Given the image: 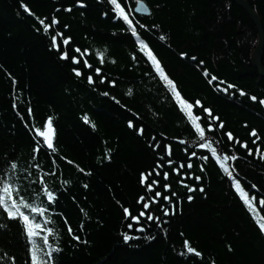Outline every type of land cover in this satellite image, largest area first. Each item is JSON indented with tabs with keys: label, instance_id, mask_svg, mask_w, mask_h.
<instances>
[{
	"label": "trees",
	"instance_id": "16d2710c",
	"mask_svg": "<svg viewBox=\"0 0 264 264\" xmlns=\"http://www.w3.org/2000/svg\"><path fill=\"white\" fill-rule=\"evenodd\" d=\"M143 1L150 8L148 16L135 13V0H118L182 95L190 102L200 100L224 122L221 129L219 121L212 122L194 108L206 129L214 123V131H206V136L216 142L218 152L238 157L228 163L249 197L256 196V215H264V206L259 204L264 199V158L256 154L257 147L264 154V106L259 104L264 98V77L251 62L257 45L256 26L233 0ZM247 1L264 28V0ZM22 3L34 15L26 12ZM83 3L85 7L76 0H0V169L8 168L14 160L18 168L13 179L21 194L34 206L47 209L44 215H32L56 232L50 242L62 251L53 254L55 264H264V233L211 153L199 147L198 135L139 51L128 25L116 18L109 0ZM69 7L71 12L66 11ZM53 16L60 24L45 34L36 17L48 18L45 22L50 23ZM57 31L72 37L67 47L70 55L81 59L80 65L60 59V53L51 47V35ZM77 47L82 53L87 50L86 55L74 53ZM99 52L105 53L103 64ZM192 56L197 60H191ZM84 60L93 67H85ZM74 67L83 75L77 77ZM96 67L102 69L101 76L95 74ZM89 75L95 84L88 83ZM211 76L218 79L213 81ZM102 77L108 79L101 83ZM228 84L236 88L226 93L222 89ZM240 90L247 95L240 96ZM252 95L257 96L256 102L250 100ZM28 107L33 110L32 117ZM49 116L56 129L57 153L42 148L33 159L32 127H41ZM85 116L95 129L85 122ZM130 121L134 127H129ZM252 129L261 138L255 144ZM228 131L233 133L231 141ZM236 139L247 141L253 154L248 155ZM167 145L172 147L170 157L165 152ZM203 156L208 159H201ZM188 163H192L191 169L186 167ZM157 164L163 168L158 170L159 177L154 173L153 178L164 184L162 177L167 172L172 187L166 194H177L173 198L175 214L163 215V208L170 206L161 198V203L150 209L160 220L141 218L137 224L125 218L121 205L138 214L139 196L151 195L139 183L140 173L152 171ZM180 164L185 167L177 173L174 169ZM75 165L91 175L79 172ZM49 172L56 173L45 176L57 196L54 203L42 194L39 183V177ZM196 175L202 179L195 181ZM181 180L203 187L204 192L189 193ZM156 190L164 192L159 185ZM188 195L194 199L189 201ZM130 223L132 228L127 227ZM0 225V264H30L31 244L23 225L8 219L3 209ZM68 225L80 241L69 235ZM141 225L143 233L137 230ZM124 233L141 238L125 242ZM35 239L44 247L41 237ZM185 241L202 253L203 262L194 254L180 255L186 253Z\"/></svg>",
	"mask_w": 264,
	"mask_h": 264
},
{
	"label": "snow or ice",
	"instance_id": "6c2138e0",
	"mask_svg": "<svg viewBox=\"0 0 264 264\" xmlns=\"http://www.w3.org/2000/svg\"><path fill=\"white\" fill-rule=\"evenodd\" d=\"M76 2L79 4L80 7H85L86 5L83 3V0H76ZM109 3L113 6L112 11L116 14L117 19H122L130 28L131 33L133 36L136 37L138 40V48L141 53H143L147 60L151 63V66L154 69L155 74L159 77L161 81L164 82L167 90L170 92L172 98L177 103L179 109L183 112L188 122L191 124L192 128L194 129L195 133L198 135L199 140L201 141L199 143V147L201 149H207L211 156L215 159V161L218 163L220 169L227 175V177L231 180L233 187L235 188L236 192L240 194L241 199L243 200V203L245 207L249 210L250 214L253 217L254 222L256 223L259 231L261 233H264V215L257 216L254 210V202L256 201V196L253 195L249 197L248 193L244 190L241 182L239 179L236 178V176L233 174V170L229 165V161H235L238 159L236 155H229L226 152H218L217 146L215 145V141L212 139H208L206 136V131H214V123H209L206 127L201 123L202 117L200 115L194 114V108L200 109L203 113L207 114V117L211 119L212 122L219 121L218 127L223 129L225 127L224 122L221 121L219 116H216L213 114V110L209 107H205L203 103L200 100H195L193 102H190L188 99H186L181 91L179 90L178 85L176 82L169 77L167 72L165 71L164 66L162 65L161 60L157 57L155 52L153 51L152 47H150L149 43L145 40L140 38L138 32H137V25L133 23V20L130 18L129 13L125 10V7L122 6L118 0H109ZM135 3L137 5L136 11L143 10L146 13L150 14V10L148 9L147 5L143 2V0H135ZM22 7L26 12H28L30 15H34V13H31V10L28 9L27 5H24L22 3ZM66 11L71 12L72 8L69 7L66 9ZM107 15V13H105ZM36 19L39 21V23L42 25L43 32L45 34H48L50 32V29H54L56 25L60 24V21L53 16L50 20V23H46L45 19H40L39 17H36ZM65 28H67V25H64ZM141 28H145L147 30L145 25H139ZM155 27V26H153ZM39 31V29H37ZM58 38H60L61 42H58ZM160 39H165V37L161 36ZM72 41V37L68 36L65 37L63 32H55L54 35H51V47L58 51L60 53V59L62 60H70L74 65H80L81 59L77 57L76 55H70L68 47ZM62 45L63 50H62ZM74 53H80L81 55H86L87 50L82 53L81 49L79 47L74 49ZM182 57H187V53H181ZM99 61L101 64L105 62V53L99 52ZM191 60L196 61L197 58L195 56L190 57ZM133 60H135V56H133ZM112 63H115V61H111ZM203 61H199V64H203ZM83 64L87 68H92L93 66L88 63L87 60L83 61ZM73 72L77 77H80L83 75V73L80 71L78 67L73 68ZM94 72L97 76H101L102 69L100 67H96L94 69ZM203 74L207 77L209 76V72L205 70ZM107 77H102L100 82L104 83L105 80H107ZM218 78L216 76H211V80L215 81ZM89 84H95V80L93 79V76L89 75L87 77ZM113 86L115 85V81H111ZM13 87L16 85L15 79H12ZM236 88V85L228 84L226 87L222 89L224 92H228L229 89ZM131 94V93H129ZM105 96L108 95V93H104ZM240 96L247 95L246 92L243 90L239 91ZM257 96L252 95L250 96V100L253 102L257 101ZM259 104L261 106H264V98L259 99ZM13 107H16V104H13ZM27 113L29 117L33 116V110L31 107H28ZM84 120L86 123H91L89 121V118L87 116L84 117ZM27 126V123H26ZM91 127L93 129L96 128V125L94 123H91ZM129 127H134L132 122H129ZM32 131L35 133L34 140H35V147L33 148V159L36 158V155H38L42 148L47 149L50 153L55 154L57 153V148L55 146V139H56V129L53 124V117L49 116L44 121L43 125L41 127H35L33 125ZM139 134L143 135V128L139 129ZM250 135L254 137L255 139L252 141L253 144L256 143L257 140H260V136L257 133L256 129H252L250 132ZM226 136L228 140H233V133L231 131L226 132ZM235 142L237 144H240L242 148H245L248 150V155L253 154L252 148L249 147V144L247 141H244L243 143L240 142L239 139H236ZM155 147H160V145H155ZM165 152L170 157L172 155V147L171 145L165 146ZM256 154L260 155L261 158H264V154L261 153V150L259 147L256 148ZM192 156H196V152L191 153ZM109 154V159H110ZM64 159L66 163L73 164V161ZM203 160H207V156L201 157ZM53 165H55V159L52 160ZM169 165L173 163L171 159L167 161ZM79 172L85 173V170L83 168H80L79 165H75ZM36 168H40L39 163L35 165ZM185 167L184 164H180L178 168H175L174 171L177 173L180 172L181 169ZM188 169H191L193 167L192 163H188L186 165ZM18 168V164L13 160L8 168L0 169V172H3V175H0V209H3V212L7 214V218L10 220H18L24 228V232L31 244V247L29 249L30 252V264H55V261L53 259V254L58 253L62 251L61 248L53 247L52 243L50 242V237H53L56 235V232L52 227H48L46 223L42 224L37 221L36 216L32 215L33 213L36 215H44L47 212L46 208L34 206L32 203H30L24 195L21 194V187L14 183V175ZM163 168V164H157L156 168H154L152 171L149 172H141L139 177V183L141 186H143L148 193H151L150 196H139L138 200L136 201L137 204L140 205L141 210L138 212V214L133 215L132 210H130L129 207H122L123 214L126 219L131 218V220L135 221L137 224L140 223L141 218H146L148 221H159L160 217L154 216L150 209L153 204H160L161 198L163 201H167L170 207L163 208V215L169 216L175 214V208L176 204L173 203V198L177 195L175 192H172L171 195H167L166 193L168 190L171 189V184L168 183L169 174L167 172L163 173V180L165 181L164 184H160V179H154L153 175L159 177L160 172L159 169ZM201 172L204 171V165H200ZM27 172V170H25ZM55 172H49L47 174L41 175L39 177V183L42 185V194L46 196L47 200L49 202H55L57 199L56 194L49 189L47 183L45 182V176L46 175H55ZM86 175H91V172L85 173ZM195 181H200L202 179L201 176L196 175L194 176ZM65 184L70 183L69 181H64ZM180 183L187 189L189 193H194L197 190L201 193L204 192L203 187L197 188L196 186L184 184V181L181 180ZM159 185L161 188L164 189V192L157 191L156 186ZM84 188H87L88 185L84 184ZM252 188H255L256 185H251ZM187 199L189 201H192L194 199L193 195H188ZM119 203V202H117ZM259 204L264 206V199H261L259 201ZM28 210V211H25ZM83 212V209H81ZM84 216H87V213H83ZM47 223H51V221H48ZM65 223L67 224V220H65ZM0 227H3V225H0ZM80 229L82 230L84 225L81 224ZM128 228H132L133 224H128ZM139 232L143 233L145 231V228L141 225L138 229ZM67 231L69 235L73 236V239L80 241V236L75 235L73 233V229L71 225L67 226ZM44 233L43 235H41ZM36 237H41L43 241L44 247H41L36 242ZM139 236H133L127 233L123 234V239L125 242L131 241L133 239H140ZM154 239V237H152ZM87 243V241H84ZM185 248L186 253L181 252L180 255H192L194 254L195 257L201 258V262H203V255L200 251H198L195 247H192L187 241H185ZM229 251H231V246H229ZM212 264H215V261H212Z\"/></svg>",
	"mask_w": 264,
	"mask_h": 264
},
{
	"label": "water",
	"instance_id": "95a60500",
	"mask_svg": "<svg viewBox=\"0 0 264 264\" xmlns=\"http://www.w3.org/2000/svg\"><path fill=\"white\" fill-rule=\"evenodd\" d=\"M233 1L248 13V15L252 19L254 25L256 26V29H257V45H256V47L252 53L251 62L258 69L261 76L264 77V67H263L264 28H263L261 18L259 16V14L257 13V11H255L253 9V7L249 4V2L247 0H233ZM147 7L150 10L148 5H147ZM136 8H137V5L135 6V9H134L136 14L141 15V16H148L149 15V13H146L143 10L136 11Z\"/></svg>",
	"mask_w": 264,
	"mask_h": 264
}]
</instances>
